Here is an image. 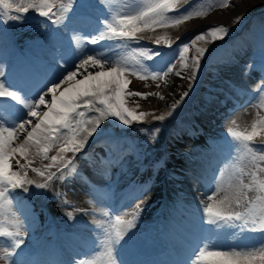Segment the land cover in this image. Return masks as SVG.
Wrapping results in <instances>:
<instances>
[{"label": "snow or ice", "instance_id": "1", "mask_svg": "<svg viewBox=\"0 0 264 264\" xmlns=\"http://www.w3.org/2000/svg\"><path fill=\"white\" fill-rule=\"evenodd\" d=\"M113 2L67 0L64 3L59 0L57 4L53 0H0V18L5 23L23 20L26 18L24 14L32 10L50 22L45 27L62 26L71 33L66 47L38 81L28 74L10 77L0 70V264H27L21 256L30 213L18 199V189L25 193L30 192L31 187L47 189L55 180L63 182L78 175L76 160L89 139L109 135V125L101 127L103 122L116 121L126 129L143 123L147 116L164 122L190 94L189 90L184 91L166 114L139 112L125 106L126 97L147 99L155 95L160 100L165 97L159 92H126L125 86L131 83L128 75L139 80L162 81L165 86L168 77L175 75L191 84L197 79L201 61L208 52L206 48L195 47V55L189 57L192 48L198 41H205L206 36L215 43L230 35L231 29L223 24L213 25L198 32L188 43L179 45L170 58L159 50L144 46L131 49L127 56L120 55L115 51L117 48L125 49L130 43H140L137 32L175 28L193 19L208 17L215 8L234 5L230 0H214L212 3L197 0L195 4L193 0H130L131 10L121 13L111 7ZM97 9L102 15H94ZM240 19L238 17L235 23L238 24ZM85 36L87 44L99 47L85 48L82 43ZM115 41L122 43H105ZM161 42L168 48L176 43L167 37L154 40L156 45ZM145 60L153 63L146 65ZM78 76L82 78L77 79ZM156 87L161 84L157 83ZM255 92L261 97L260 106L264 107V79ZM49 96L50 100L46 99ZM41 106L47 110H42ZM231 124L235 125L236 121L232 120ZM257 129L264 130V119L253 121L251 131L228 128V135L232 138L230 146L239 153L238 159L249 160L254 170L245 172L233 166L227 179L223 170L214 177L205 193L207 203L201 201L204 205L201 225L206 223L212 227H201V237L181 264H264V147H254ZM137 130L148 132L153 139L154 134L161 131L160 127ZM54 148H58L57 155L49 157L48 153ZM67 153H72L73 158H67ZM37 156L51 163L43 168L34 167ZM29 171L41 180L30 178ZM245 176L249 177L247 183ZM249 193H255V196L250 197ZM143 194L142 191L136 198H142ZM136 207L139 209L140 206ZM137 215L134 212L132 219L120 215L113 219L104 211L102 216L108 218L106 221L94 218L99 229L97 239L89 258L80 264H125L121 249L130 238ZM220 228L238 229V233L224 234L233 236L237 242L220 243L222 234L217 232ZM205 232L215 234L216 240L212 235H203ZM249 233L259 234L258 240L255 237L248 239Z\"/></svg>", "mask_w": 264, "mask_h": 264}, {"label": "bare ground", "instance_id": "2", "mask_svg": "<svg viewBox=\"0 0 264 264\" xmlns=\"http://www.w3.org/2000/svg\"><path fill=\"white\" fill-rule=\"evenodd\" d=\"M230 3L232 5H234V7L219 9L216 11V13L214 15H211L209 18L201 17L200 18L201 20H199L197 22L196 21H192V22L188 21V22H185L184 24H182L178 27L164 28V30L169 29V32L176 33V37H179L182 34L190 31L192 28L196 27L197 25L208 22V21H212L213 23L222 22V23H226V24H228V23L231 24V22H235V20L238 18L239 13H243L240 16V18H243L244 15H248L249 13L253 12L252 10H254V9H252V8H254V7L259 8L260 5H258V4L264 3V0H230ZM254 12H255V10H254ZM158 29H156L155 31H148L149 32L148 34H146L147 31L142 32V34L145 38L152 39L151 35L152 34H158V32H157ZM23 36H24V34L20 35L16 39H11L8 36L0 35V48L2 50H4L5 52H7L8 54H11V55L22 53L23 51L26 50V49H24V47H22L20 45V42H21ZM198 46H200V44L195 45V47H198ZM60 54H61L60 49H55V50H53L47 54H41V53H36V52L27 50V63L29 65L28 67L31 68V67L35 66L33 69L28 68L25 64H13V63H11L10 60L5 59L2 62V64L0 65V70H3L10 77L28 74L30 76H34L35 78H38V77L42 76L44 73L42 71V69L44 67L47 68L48 66H50L54 62V58L59 57ZM41 66H42V68H41ZM212 69H214V68H212ZM221 70L222 69H217L216 72L219 73L218 71H221ZM91 71H96V69H91ZM81 78H82V76L77 77V79H81ZM103 79H110V77H104ZM127 79L130 80L131 83H129L125 86L126 92L129 91L130 89L134 90L137 88L136 89L137 92H144V91H145V93H157V92H159L160 94L164 95V97H165L164 100L158 99L157 96H155L153 98V100L151 98L150 101H148V99H142L140 97H133L132 99H131V97H130V99L128 97V100H126V105H125L126 107H128L130 109H136L139 112L154 113L155 115L166 114L168 111H170L171 110L170 107H167V106L175 104L178 100H180L182 93L184 91H186L189 87V81L187 79L182 80L175 75H171L168 77L167 86H165L162 81H152L151 79L139 80L134 75H128ZM198 80L200 81V79H198ZM157 83H160L161 87L157 88L156 87ZM202 92L203 91L199 92V94H201ZM194 94L195 93H193L192 95H194ZM212 98L215 99L216 102L222 103L225 106H231V105L241 106L242 108H244V110H248V112H251V109H252L250 107L248 99H245V98L243 99L244 100L243 101L241 99H234L232 97L225 96L222 93L214 94L212 96ZM141 99L143 101L139 104L138 108H137V105H135V104L131 105L130 103H128V102L138 103ZM184 99H183L182 103H180V105L177 109L182 108V105L184 103ZM210 102H212V100ZM195 103H197V106L199 105V98L198 97L195 98ZM192 106H193V104L191 101L186 106V108L184 110H188ZM41 107H43V106H41ZM177 109L175 110V112L177 111ZM42 110H46V109H42ZM246 118L247 117H245V120H246ZM170 119H171V117H167L165 121H168ZM262 119H264V118H262ZM165 121L164 122L155 121V120H153L152 116H147V117H145L143 123L134 124L135 126H133L132 128H134V127H136L137 129H139L141 127L148 128L150 126H154L155 124H157L159 122L165 123ZM115 122L110 124V125L113 126L115 124ZM107 124L109 125V122ZM244 125L249 126V124H244ZM247 126H244L243 129H246ZM117 129L120 133L127 131V129L122 127V126H119V128H117ZM243 129L241 130V132L245 131ZM139 134H140L139 138H140V141L142 143L141 146H143V150L153 149V147L155 145L161 143V149L164 151L165 154H167L168 161L171 160L177 164V166L174 168L175 172H179V169H181L183 172L186 173V176L184 178L180 179L181 185L184 186L185 188H188V189L195 191L198 198L203 200L204 203H207L206 196H205L207 189H205L202 186H200L199 184H197L191 178L190 175H191L192 168L187 167V165H183L181 168L179 166L181 164L180 163L181 161L178 157V152H177V147H176L178 145L176 144L175 141L181 143L184 140V132L180 129V130L176 131L174 134H172V136L169 135L167 138H165L163 136L162 132L160 131L159 133L154 134L155 139H153L152 135H150L148 132H139ZM230 145H231V141H225L222 144V146L219 147L221 149L234 150V154H235L234 155L235 159L234 160H227L225 162L226 167H222V170L225 173V177H224L225 179H227L229 171H230V169L233 168V166H235L236 168H242L246 172L248 167L251 164V162L247 159H244V160L238 159L239 153ZM214 146L215 145H213V147ZM262 146H264V130H261L260 132H258V135L254 140V147H262ZM216 148H218V147H216ZM218 154H219V151L209 155V159H211V162H214L218 158V156H219ZM21 162H23V161H21ZM37 162H38V157L35 158L34 163H37ZM50 163H51V161L48 164H50ZM189 164L193 165V162H189ZM262 166H264V165H262ZM244 180H245V183L249 182V177L245 176ZM211 182L209 183V185L211 184ZM250 194L255 195V193H249V196H250ZM24 195L27 197H30L26 194H24ZM30 199L35 201L38 205V202L35 199H33L32 197H30ZM22 204L26 205L27 209L29 208L27 202H22ZM236 210L239 211L241 209H236ZM44 226L47 229V226L46 225H44ZM228 230L231 233L232 232H239L238 229H228ZM35 233L36 232H34V231H26L25 234L31 235V234H35ZM256 235L259 236V234H256Z\"/></svg>", "mask_w": 264, "mask_h": 264}, {"label": "rangeland", "instance_id": "3", "mask_svg": "<svg viewBox=\"0 0 264 264\" xmlns=\"http://www.w3.org/2000/svg\"><path fill=\"white\" fill-rule=\"evenodd\" d=\"M260 4H264V3H260ZM221 9V8H220ZM219 10V9H218ZM213 12H214V10L213 11H211L210 12V14L212 15L213 14ZM158 29V28H157ZM162 30V31H161ZM147 31V30H146ZM146 31H144V32H146ZM158 34H152L151 35V37L152 38H156V37H168V36H171V34L170 33H172V32H169V29H167V30H164V28H159L158 29ZM138 34H140V35H142L143 36V34H142V32L140 33V32H137ZM149 32L147 31L146 32V34H148ZM179 33V32H178ZM174 35H176V33H174L172 36H174ZM144 37V36H143ZM196 44H200V43H196ZM217 71V69H212V68H202L201 69V71L199 72V74H198V77H197V79H195L194 81H192L191 82V84L189 83V87H188V89L187 90H189L190 91V94H189V96L187 97V98H185L184 99V103H183V105H182V108H181V110H184L185 108H186V106L192 101V104L194 105V103L193 102H195V98L196 97H198L199 98V100L201 99V96H202V93L201 94H199V92H201V91H204L205 90V88H206V84L207 83H210V82H214V81H216V80H219V79H221L224 75H225V71L224 70H221V71H218L219 73H217L216 72ZM198 79H200V81L198 80ZM193 93H195L194 95H192ZM198 94V95H197ZM197 95V96H196ZM190 97V98H189ZM133 97H131V99H132ZM189 98V99H188ZM129 99H130V97H129ZM244 98H242L241 100H243ZM126 100H128V97H126ZM152 100H153V97H152ZM244 101V100H243ZM201 101H199V103H200ZM128 103H130L131 105L132 104H135V105H139L141 102H138V103H131V102H128ZM195 106L197 107V103L195 104ZM167 107H169V106H167ZM249 117H251L252 119H250L249 117H247L246 118V122H244L243 124H249V126H247V128L246 129H243V130H248V131H251V125H252V123H253V121H255V120H257V119H262V118H264V113L263 114H261L260 112H259V110L258 109H255V110H253V109H251V112H249ZM249 119V120H248ZM248 120V121H247ZM164 123H160V124H155L154 126H150V127H148V128H146V129H149V130H151V129H153L154 127H160V125H163ZM141 128H143V127H141ZM161 128V127H160ZM257 131L258 132H260L261 131V129H257ZM163 134V133H162ZM164 136V135H163ZM169 136V134H166L164 137L165 138H167ZM44 163H46V162H44ZM48 164V163H47ZM46 164V165H47Z\"/></svg>", "mask_w": 264, "mask_h": 264}]
</instances>
